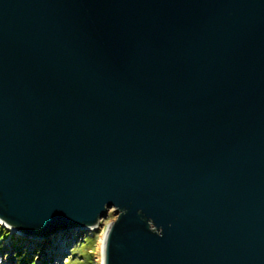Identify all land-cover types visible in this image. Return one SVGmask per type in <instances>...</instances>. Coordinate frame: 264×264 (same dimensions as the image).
<instances>
[{"label": "water", "instance_id": "obj_1", "mask_svg": "<svg viewBox=\"0 0 264 264\" xmlns=\"http://www.w3.org/2000/svg\"><path fill=\"white\" fill-rule=\"evenodd\" d=\"M110 209L106 264H264V0H0V221Z\"/></svg>", "mask_w": 264, "mask_h": 264}, {"label": "rangeland", "instance_id": "obj_2", "mask_svg": "<svg viewBox=\"0 0 264 264\" xmlns=\"http://www.w3.org/2000/svg\"><path fill=\"white\" fill-rule=\"evenodd\" d=\"M116 219V210L110 209L99 229L82 235L72 232L70 240L62 243L57 236H51L48 237L47 245L38 242L37 244L34 236L27 235L20 239L21 233L14 229H11V233L14 234V237L16 236L13 237L14 239L12 238L13 234L4 238L1 233V225L5 226L0 222V262L7 260L9 264H19L14 255L11 256L15 247L19 246L30 255L36 264H102L100 242L108 226ZM58 251L64 252V255H60Z\"/></svg>", "mask_w": 264, "mask_h": 264}, {"label": "bare ground", "instance_id": "obj_3", "mask_svg": "<svg viewBox=\"0 0 264 264\" xmlns=\"http://www.w3.org/2000/svg\"><path fill=\"white\" fill-rule=\"evenodd\" d=\"M109 226H108V229H109ZM99 227L98 228L96 227V229H99ZM108 229H107V231H108ZM90 230H92V231H90ZM93 231H95V229H93L92 227L91 228H87V227L81 226L80 228H77L76 230L71 229V232H68V233L63 232V233H60V234H58L56 236H57V238H59V241L61 240V243H62L64 241H69L70 240L69 237H70L72 232H75L77 235H82L83 233L93 232ZM107 231L104 233V236H103V238H102V240L100 242V251L102 253V264H106V258H105V255H104V245H105V239H106ZM35 241H36V243L38 242V243H43V244L47 245L46 243H48V238L39 235V236L36 237ZM58 253L60 255H64V252L61 253V251H58ZM0 264H9V262L7 260H4V261H1Z\"/></svg>", "mask_w": 264, "mask_h": 264}, {"label": "trees", "instance_id": "obj_4", "mask_svg": "<svg viewBox=\"0 0 264 264\" xmlns=\"http://www.w3.org/2000/svg\"><path fill=\"white\" fill-rule=\"evenodd\" d=\"M2 236L10 234V231L6 228L2 227ZM17 248L16 256L18 258L19 264H36V262L32 261L29 254L26 253V251H23V249L19 246Z\"/></svg>", "mask_w": 264, "mask_h": 264}]
</instances>
